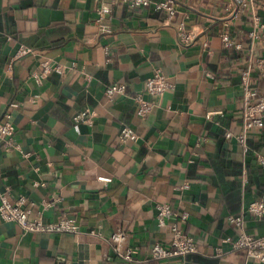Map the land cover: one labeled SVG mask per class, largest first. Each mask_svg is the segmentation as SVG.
Segmentation results:
<instances>
[{
	"label": "crops",
	"instance_id": "0c3cea01",
	"mask_svg": "<svg viewBox=\"0 0 264 264\" xmlns=\"http://www.w3.org/2000/svg\"><path fill=\"white\" fill-rule=\"evenodd\" d=\"M174 1L172 18L154 5L116 4L102 34L94 0H0V123L16 129L13 147L0 140V197L25 195L31 215L78 226L27 232L0 218V264H262L226 240L238 236L229 217L240 216L244 232L264 237V217L245 213L264 201V130L242 140L247 88L254 102L264 98V28L252 37L251 11L226 10L234 0ZM257 14L264 22V0ZM22 47L32 53L18 57ZM46 61L63 72L38 78ZM156 73L173 87L145 95L155 108L141 118L134 97ZM115 83L127 94L108 97ZM86 110L93 123L75 121ZM125 127L135 141L120 140ZM158 205L174 213L165 226ZM174 224L198 252L154 259ZM118 232L127 235L120 247Z\"/></svg>",
	"mask_w": 264,
	"mask_h": 264
},
{
	"label": "built area",
	"instance_id": "2783aa9c",
	"mask_svg": "<svg viewBox=\"0 0 264 264\" xmlns=\"http://www.w3.org/2000/svg\"><path fill=\"white\" fill-rule=\"evenodd\" d=\"M260 0H234L232 4H229L226 8L233 16H239L245 14L247 11H251L253 15V21L255 23V29L251 32L252 37H257L258 29L264 28V22L261 16L257 14ZM94 11L97 14L95 25L99 32L102 34L110 33L109 23L112 20L113 6L119 3L129 4L135 8H144L154 5L157 10H167L169 17L175 16L176 4L174 0H163L161 2H154L153 0H94ZM181 39L185 43L194 42L196 36L193 33L181 32ZM226 45H232L228 36L224 37ZM32 53V49L22 47L18 52V57H23ZM76 65H73L75 68ZM64 68L60 65H51L49 62L43 63V72L39 76L40 79L46 78L51 72H63ZM264 76V69H263ZM245 84L248 87V80L245 77ZM173 85L168 78L161 73H156L146 83V89L144 94H137L134 97L137 115L141 118L148 117L154 110L155 104L153 101L148 100L145 95L150 97H157L163 95L168 89H171ZM127 86L122 83H115L107 87L106 95L110 98L116 95H126ZM256 93L247 88L246 93V109L244 111V131L242 140L244 141L247 135L253 131L264 130V98L258 101H253V97ZM13 109H17L18 105H11ZM95 118V114L86 110L75 117V121L84 124H91ZM15 126L6 120L0 123V140L3 141L5 147L10 149L14 146ZM231 133H227V137L230 138ZM137 139L136 133L129 127L122 129L120 133V140L122 142L135 141ZM259 164L264 170V157L258 158ZM2 173L0 172V178ZM0 218L6 222H14L21 226L27 232H39V233H77L78 226L72 221L63 219L58 222L45 223L42 215H31L24 205L27 201L25 195H19L16 201L9 200L6 196L0 197ZM245 213L253 215L257 219L264 217V201H255L248 205ZM174 216L173 211L168 205L157 206V219L161 226H165L167 221L171 220ZM187 216H182V220H186ZM228 223L234 225L238 230V236L236 239H227L226 243L231 244L233 250L245 251L248 256L262 264H264V237H254L243 231V217H229ZM173 240L169 246H163L161 244H155L152 248V257L156 260L172 259L177 257H185L189 254L197 253L198 246L192 237L187 235L182 229L174 224L172 226ZM114 243L117 247H120L123 242L126 241L127 235L123 232L115 233L112 236ZM219 254L222 251H218ZM132 252L125 257L130 260ZM58 264H68L65 261H60Z\"/></svg>",
	"mask_w": 264,
	"mask_h": 264
}]
</instances>
